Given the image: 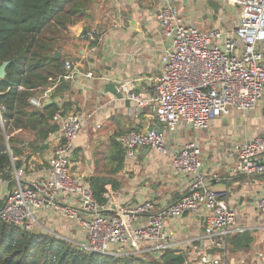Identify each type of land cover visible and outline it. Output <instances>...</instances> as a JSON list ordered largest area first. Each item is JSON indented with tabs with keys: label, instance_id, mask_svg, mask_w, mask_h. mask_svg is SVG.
Wrapping results in <instances>:
<instances>
[{
	"label": "crops",
	"instance_id": "crops-1",
	"mask_svg": "<svg viewBox=\"0 0 264 264\" xmlns=\"http://www.w3.org/2000/svg\"><path fill=\"white\" fill-rule=\"evenodd\" d=\"M170 2L183 15L186 23H192L204 31L212 29L202 28L204 21L215 16V20L223 22V13L233 9L221 0ZM159 8V0H93L80 20L56 30L53 37L59 44L53 56L58 52V57L63 56L76 69L73 78L62 77L70 82L69 90L63 96L53 97L61 76L49 78V84L38 89L37 94L30 98L46 94L41 104L54 102L61 109L62 104L68 101V112L82 116L92 113L90 118L83 120L77 134L71 162L89 186L91 177L103 178L109 182V187L112 186L110 182L116 184L114 189L105 192L112 194V208L132 206L145 199L155 200L157 207H161L177 200L184 192L187 177L174 172L171 151L187 142H194L202 154V173L212 188L224 192L228 207L236 214V221L233 231L225 237L223 248L209 247L204 238L206 212L199 210L184 214L174 222L166 223V228L172 229L175 234L170 249L176 256H183L184 264H199V257L203 253L221 258L227 264H264V213L254 205V200L264 195V174L249 177L238 172L235 153L245 140L264 136V98L249 112L230 109L227 114L214 118L208 129L194 130L179 122L173 131H168L160 123L166 152L141 147L133 159L125 156L120 136L130 130L146 131L159 122L151 107L137 108L124 96L118 98L106 91L105 86L112 82L118 84L119 88L120 84L130 82L135 92L145 97L153 94L151 80L159 73L161 57L170 46L169 39L156 20ZM233 24L235 18L228 26L231 28ZM79 28L82 31L77 35ZM92 28L98 34L95 40L90 41L86 32ZM76 51L78 55L71 60ZM52 122L58 128L43 142L46 148L41 143L34 144L36 151L31 152V156L19 168L13 165L19 157L10 155L12 178L16 171H21L22 183L27 184L38 178L40 168L46 167L60 139V125L53 119ZM0 126L3 128L2 119ZM2 134L10 153L8 135L5 130H2ZM11 134L24 139L23 146L33 141V136L24 130H13ZM113 140L121 146V162L116 156ZM29 152L26 149V153ZM21 159L24 160V157ZM6 187L9 188L7 184ZM3 189L0 186V194ZM37 218L44 231L74 246L81 240L78 228L65 217L41 211ZM51 229L61 234L49 231Z\"/></svg>",
	"mask_w": 264,
	"mask_h": 264
},
{
	"label": "built area",
	"instance_id": "built-area-1",
	"mask_svg": "<svg viewBox=\"0 0 264 264\" xmlns=\"http://www.w3.org/2000/svg\"><path fill=\"white\" fill-rule=\"evenodd\" d=\"M156 20L170 46L161 57L159 73L151 80L153 94L145 97L133 90L130 82L119 85V92L135 106H149L159 123L173 131L179 122L194 130L208 129L211 121L230 109L249 112L264 98V0H221L236 9L231 28L215 27L204 31L186 23L170 0H159ZM98 33L89 29L87 38ZM63 77L73 78L76 69L66 60ZM90 76V75H89ZM43 94L29 103L40 107ZM4 108L0 106L1 111ZM75 112H54L60 125V139L54 146L46 167L34 181L23 184L22 172L16 171L13 184L0 177V219L27 232L44 231L38 221L41 211L65 217L83 235L75 245L87 253L120 256L132 253L142 258H158L173 245L174 231L166 228L184 214L203 210L204 238L209 247L223 248L225 237L233 231L235 212L228 207L223 191L212 188L202 173V154L194 142L171 151V165L176 174L186 176L181 196L170 204L157 207L145 199L132 206H110L111 193L104 202L94 197L91 187L72 166L75 140L83 120ZM125 156L133 159L141 147L164 153V134L151 128L130 130L119 138ZM236 170L245 176L264 174V136L245 140L236 148ZM264 213V195L254 200ZM108 212V213H106ZM199 264H227L210 253L199 257Z\"/></svg>",
	"mask_w": 264,
	"mask_h": 264
},
{
	"label": "trees",
	"instance_id": "trees-1",
	"mask_svg": "<svg viewBox=\"0 0 264 264\" xmlns=\"http://www.w3.org/2000/svg\"><path fill=\"white\" fill-rule=\"evenodd\" d=\"M92 2L0 0V65L8 62L5 77L0 78V106L4 108L1 112L3 128L0 126V177L8 181L9 187L13 184L11 156L19 157L13 162L14 167L19 168L31 152L36 151L34 144L41 143L46 148L43 142L58 128L52 122L54 112L60 109L58 103H42L40 108H34L29 98L47 86L49 78L61 76L53 97L63 96L70 88V82L62 78L66 73L65 58L53 56L59 47L53 39L55 31L80 20ZM61 110L68 112L70 103L65 101ZM2 130L8 135L10 153ZM13 130L29 132L33 141L23 146L24 139L12 135ZM113 145L121 162V146L114 140ZM26 149L30 152L26 153ZM89 181L94 197L101 203L103 193L116 187L112 182V186H107L109 182L101 177H91ZM175 256L172 249L165 250L158 259H145L132 253L120 256L87 253L55 235L27 232L0 219V264H184Z\"/></svg>",
	"mask_w": 264,
	"mask_h": 264
},
{
	"label": "rangeland",
	"instance_id": "rangeland-1",
	"mask_svg": "<svg viewBox=\"0 0 264 264\" xmlns=\"http://www.w3.org/2000/svg\"><path fill=\"white\" fill-rule=\"evenodd\" d=\"M204 6V5H203ZM202 7V6H201ZM201 7H198V9L199 8H201ZM232 7V6H231ZM216 8H217V6H216ZM202 9V8H201ZM234 9V10H233ZM233 9H232V11H225L224 13H223V15H222V18H223V22H221V21H218V20H215L216 19V17L215 16H213V18L211 19V20H209V21H211L212 23H213V25H211V23L209 22V21H204V27H202V28H204V29H208V28H213L212 26H217V27H223V28H227V27H229L228 25H230L231 23H233L234 22V18L236 17V9L233 7ZM217 12V11H216ZM202 14H203V12H202ZM220 14H222V11L220 12ZM218 21V22H217ZM88 24V23H87ZM210 24V25H209ZM91 24H89L88 26H90ZM230 28V27H229ZM69 47V46H68ZM77 47H79V46H77ZM78 55V53H77V51H76V53L75 54H73V56L71 57L72 58V60H74L75 58H76V56ZM29 166V165H28ZM49 231H51V232H55L56 234L58 233V235L59 234H61L60 233V231H58V230H56V231H54V229H51V230H49ZM38 232H43V233H47V234H49V235H52L53 236V234L52 233H50V232H48V231H43V230H39ZM77 233L80 235V239L81 240H83V235H82V233L78 230L77 231Z\"/></svg>",
	"mask_w": 264,
	"mask_h": 264
},
{
	"label": "water",
	"instance_id": "water-1",
	"mask_svg": "<svg viewBox=\"0 0 264 264\" xmlns=\"http://www.w3.org/2000/svg\"><path fill=\"white\" fill-rule=\"evenodd\" d=\"M77 31H78V33H77V35H78L82 31V28H79ZM58 56H59L58 52H55L54 57L57 58ZM7 64H8V62H3L0 65V78L5 77V73H6L5 68H6ZM105 90L112 93V94H115L118 98L121 97V94L118 92V84H116V83H112V82L107 83L105 86ZM154 129H156L158 132H160L161 131V124L159 123L157 126L154 127ZM176 259L179 262H182L183 256L178 255V256H176Z\"/></svg>",
	"mask_w": 264,
	"mask_h": 264
}]
</instances>
